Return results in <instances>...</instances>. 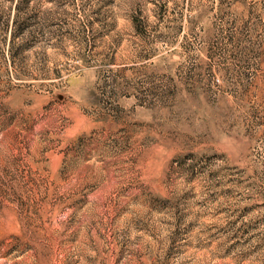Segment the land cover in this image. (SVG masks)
<instances>
[{"label": "rangeland", "instance_id": "1", "mask_svg": "<svg viewBox=\"0 0 264 264\" xmlns=\"http://www.w3.org/2000/svg\"><path fill=\"white\" fill-rule=\"evenodd\" d=\"M18 3L0 264H264V0Z\"/></svg>", "mask_w": 264, "mask_h": 264}, {"label": "trees", "instance_id": "2", "mask_svg": "<svg viewBox=\"0 0 264 264\" xmlns=\"http://www.w3.org/2000/svg\"><path fill=\"white\" fill-rule=\"evenodd\" d=\"M25 4H26L25 0H19V3L17 5V9H18V16L17 17H19L21 10L25 7ZM16 21H18V19H16Z\"/></svg>", "mask_w": 264, "mask_h": 264}]
</instances>
